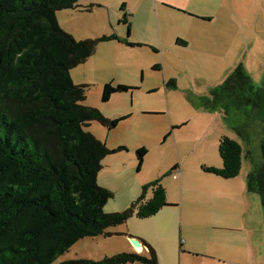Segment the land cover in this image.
<instances>
[{"label": "rangeland", "instance_id": "374dc122", "mask_svg": "<svg viewBox=\"0 0 264 264\" xmlns=\"http://www.w3.org/2000/svg\"><path fill=\"white\" fill-rule=\"evenodd\" d=\"M123 5L131 15L128 40L144 42V46L100 44L87 62L71 71L76 85L90 86L83 105L98 109L110 119L128 116L112 131L98 122L86 128L109 150L125 148L102 161L98 184L114 193L104 212L126 210L141 195L143 184L157 179L166 188L168 203L177 201L178 206L168 207L151 219L133 217L125 225L110 229L112 236L84 238L53 264L100 261L130 253L128 247L151 256L147 248L137 251L130 239L119 234L122 232L147 239L160 264H217L214 257L184 254L186 233L191 234L188 247L199 253L230 252L244 243L250 231L237 230L246 225L253 227L257 240L254 264H264V208L257 194H241L240 190L241 182L244 188L250 173L262 162L263 134L246 127L247 117L240 112L229 113L226 119L221 109L216 113L204 111L201 102L240 64L256 88L264 87V0H80L78 9L62 10L57 15L62 29L76 40L104 35L125 38L128 26L120 23ZM197 13L210 15L212 20L204 21ZM156 66L160 69L155 70ZM110 82L135 90L115 94L104 103L103 87ZM183 119L190 120V125L172 127L173 121ZM240 123L247 138L251 136L246 141L233 128ZM226 135L244 147L242 170L236 181L211 186L197 176L206 175L203 165L221 160L219 141ZM248 142L250 147L245 144ZM140 148L148 150L141 168L137 157ZM176 164L185 166L184 187L178 171H173ZM228 182H234L233 186ZM183 216L193 221L190 227L181 222Z\"/></svg>", "mask_w": 264, "mask_h": 264}, {"label": "trees", "instance_id": "16d2710c", "mask_svg": "<svg viewBox=\"0 0 264 264\" xmlns=\"http://www.w3.org/2000/svg\"><path fill=\"white\" fill-rule=\"evenodd\" d=\"M79 1L0 0V264H53L84 238L112 236L110 229L133 217L148 219L171 206L157 179L144 185L126 210L104 212L114 193L98 184L102 161L125 148L109 150L86 128L98 122L112 131L128 116L110 119L83 105L90 86L76 85L71 71L87 62L100 44L141 45L128 40L132 25L125 5L120 23L128 26L127 37L76 40L62 29L57 13L78 9ZM133 90L105 83L102 101ZM210 99L208 104L216 108L247 110L264 123V87H255L242 64L214 87ZM218 151L223 166L204 165L202 170L227 180L237 178L243 145L226 135ZM261 152L262 162L248 178V192L257 194L264 208V139ZM147 154L146 148L137 150L140 168ZM144 245L150 257L131 252L62 264H160L156 251Z\"/></svg>", "mask_w": 264, "mask_h": 264}, {"label": "crops", "instance_id": "0c3cea01", "mask_svg": "<svg viewBox=\"0 0 264 264\" xmlns=\"http://www.w3.org/2000/svg\"><path fill=\"white\" fill-rule=\"evenodd\" d=\"M166 2H168V1H166ZM96 6L97 7H101V5H99V4H97ZM197 15L200 16V17L203 16V20L204 21L210 22L212 20V17L210 15L201 14V13H197ZM190 16H193V15H190ZM112 42H116V41H112ZM130 42L133 43V44H136V45L144 46V44H143L144 42H140V41H137L139 43L132 42V41H130ZM107 43H111V42H107ZM103 44H106V43H103ZM141 46H135V47H141ZM183 46L187 47L188 45H187V43H184ZM210 100H211L210 96H204L202 101H201L202 105H203L202 107H203L204 111H206V112L208 111V112L216 113L217 110L221 109L222 112L224 113V115H225L224 117H226V119H227L229 113L231 114V113H238L239 112L234 106H230V107L226 106L225 109H223L222 106H219V107L216 108L214 105L208 104V102ZM239 114L241 116L245 115L247 117L246 120H247L248 125L246 127H249L251 130L255 131V133L257 132L258 134L259 133L263 134V137H261V135H260L261 144H262V140L264 139V123L261 122L260 120H258L257 118H255L254 113H251V112H249L247 110H245V113L240 111ZM124 116H127V115H124ZM124 116H122V117H124ZM237 121H239V120H237ZM254 122H255V124H253ZM189 125H190V120H185V119L180 120V121H178L176 123H174V121L172 122V127L174 129H178V128L182 129V128L187 127ZM233 128L235 129V131H239L240 135L242 136L241 138L239 137L241 140H245L246 141V140L251 138L250 135H249V138H247L248 135L246 136V134L243 132L241 123L238 124V125L233 126ZM260 139L257 138V141L259 142ZM245 144H246L247 147L251 146L250 145L251 143H249V142L245 143ZM178 150H179V147H178ZM207 164L209 166L211 165L210 167H215V168H221L223 166L222 160L215 161L214 163H210L209 162ZM175 166L178 167L177 171H178V174L180 175V177L182 179V184H183V187H184V183L186 181L185 180L186 179L185 166H184V164L182 165V167H181V165H177V164ZM207 175H210V176H207ZM197 178L200 181H207L208 183H210L211 186H221V185L226 186L227 182H225V181H228L227 179H223V178L215 176V175L213 176V174H209V173H206V175L198 174ZM237 178L231 179L230 181H236ZM187 181L190 182V178ZM228 183H231V184H229L231 187L234 184V182H228ZM146 184L147 183H144L143 186L146 185ZM240 190H241V194H244V193L245 194H249V192H248V179L245 182L244 188H243V185H242V182H241ZM169 203L171 204V206H169V207L178 206L177 205L178 204L177 201H172V202L169 201ZM165 209H168V207L162 209L155 216H158L161 212L163 213V211H166ZM155 216H153V217H155ZM153 217H151V218H153ZM151 218H148V219H151ZM144 220H146V219H144ZM181 222L186 224L187 227H190L193 224V221L191 220L190 217L184 218V216H183L182 219H181ZM229 230H234V229L232 228V229H229ZM244 230H249L251 233L250 232H246L244 243L239 244L240 247L236 246V248L233 251H230V252L226 250V251H216V253H213V252L212 253H210V252L199 253V251H196L192 247H188L189 237H190L191 234L186 233L187 240H188L187 241V248L185 249V251H182V252L184 254H188V255H191V256H194V257H207L209 259H212L211 257H214L213 261H214V263H217V264H254V258H256L258 256V250H257V247H256V242H255L257 240H255V235L253 233L254 230H253L252 226L251 227H249V225H246V227L241 226L240 228H238L237 232H241V231H244ZM119 234H121L122 237L125 238V239H130L131 237H134V236L128 235L127 233H124V232L119 233ZM180 234H181V236L184 235L182 227H181ZM207 236L209 237V234ZM209 238L215 239L216 237L214 236V237H209ZM140 241L142 242L143 247L148 249V247L146 245H144V243L149 244L148 240L147 239H140ZM254 244H255V247H254ZM181 245H182V241H181ZM136 250L137 251H141V249H136ZM126 251H128L130 253L131 252H136L135 249H133L132 247H130V248L128 247L126 249ZM215 261H218V262H215Z\"/></svg>", "mask_w": 264, "mask_h": 264}, {"label": "water", "instance_id": "95a60500", "mask_svg": "<svg viewBox=\"0 0 264 264\" xmlns=\"http://www.w3.org/2000/svg\"><path fill=\"white\" fill-rule=\"evenodd\" d=\"M130 241L133 243L136 249H143V244L138 238L131 237Z\"/></svg>", "mask_w": 264, "mask_h": 264}]
</instances>
